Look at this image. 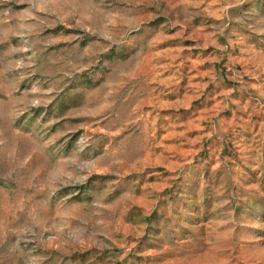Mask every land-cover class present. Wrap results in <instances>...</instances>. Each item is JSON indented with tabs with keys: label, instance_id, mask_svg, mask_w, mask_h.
Listing matches in <instances>:
<instances>
[{
	"label": "rangeland",
	"instance_id": "rangeland-1",
	"mask_svg": "<svg viewBox=\"0 0 264 264\" xmlns=\"http://www.w3.org/2000/svg\"><path fill=\"white\" fill-rule=\"evenodd\" d=\"M0 264H264V0H0Z\"/></svg>",
	"mask_w": 264,
	"mask_h": 264
}]
</instances>
